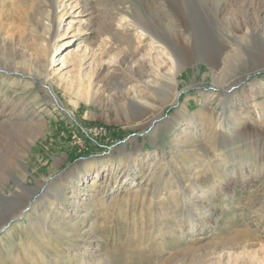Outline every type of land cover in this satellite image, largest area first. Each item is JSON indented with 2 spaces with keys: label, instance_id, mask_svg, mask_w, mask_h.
<instances>
[{
  "label": "rangeland",
  "instance_id": "rangeland-1",
  "mask_svg": "<svg viewBox=\"0 0 264 264\" xmlns=\"http://www.w3.org/2000/svg\"><path fill=\"white\" fill-rule=\"evenodd\" d=\"M56 10L0 0V264H264V0Z\"/></svg>",
  "mask_w": 264,
  "mask_h": 264
},
{
  "label": "bare ground",
  "instance_id": "bare-ground-1",
  "mask_svg": "<svg viewBox=\"0 0 264 264\" xmlns=\"http://www.w3.org/2000/svg\"><path fill=\"white\" fill-rule=\"evenodd\" d=\"M42 3L47 8H50L51 9V11L54 14L53 16L55 17L56 14H57V10H56V0H42ZM23 6H26V5H23ZM54 31H55V34L52 37V42H54L56 40V38H57V36L59 34V29L54 28ZM52 48H53V44L50 46V52H52ZM171 52L172 53H169V52L167 53L166 52V55L169 57L168 59H170L171 66H168V65L165 66V65H163L164 66V70H162V69L159 68L160 65H162L163 62H159L158 61L159 60L158 57H154L155 61L157 62V66H158V68H157V70L155 72V73H157V76L158 77L150 76L147 72L144 73L143 71H139V72L132 71L133 72V77L135 75L136 78H137V84L138 83H142L146 87H151V88H156L158 85H161L164 88H168V89H171V90L174 89L176 87V84H177L178 75H179V73L181 71L179 65H178V67H176V64H177V61H178L177 57L180 56V59H183V58H181V56H182L181 54L183 53V51L181 52V48H178L177 50H173V51L171 50ZM54 55L55 54L53 53V58H54ZM162 77L168 83H164V81L161 80ZM150 79H153V80H150ZM133 91H134V93L132 94V96L133 97H135L136 95L138 96L139 92H138V88H137L136 85L133 87ZM124 92H125V94L128 95V92L129 91H128V89H126V91H124ZM77 97H82V94L81 93H78L77 94ZM129 98L130 97L126 96V99L130 103L137 104V105L142 106V107H145L146 105H150L149 101L140 99L137 102H131L132 99H129ZM231 126H232V124L228 125L227 128L228 127H231ZM15 193H17V192H15ZM20 215H22V213ZM15 218L18 219L19 216L16 215ZM69 224L71 226H74L75 225L72 222H70Z\"/></svg>",
  "mask_w": 264,
  "mask_h": 264
}]
</instances>
